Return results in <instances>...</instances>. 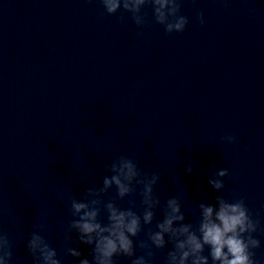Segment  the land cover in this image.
I'll list each match as a JSON object with an SVG mask.
<instances>
[{
    "label": "clouds",
    "instance_id": "9594fccd",
    "mask_svg": "<svg viewBox=\"0 0 264 264\" xmlns=\"http://www.w3.org/2000/svg\"><path fill=\"white\" fill-rule=\"evenodd\" d=\"M89 2L100 5L99 20L117 16L125 22L130 18L140 30L137 36H143V30L153 24L161 26L165 35L183 33L190 22L182 13L185 0ZM217 2L227 8L231 0ZM255 12V8L249 9L250 15ZM196 20L200 27L205 25L202 10L197 11ZM237 141L233 133L220 137L222 144ZM104 169L107 174L99 183L89 184L79 195L66 193L72 218L63 231L64 255L74 258L73 264H119L121 259L129 264H157L158 254H163L162 264H259L256 250L261 248V239L257 234L264 235V226L245 197L228 199L218 194L214 203L202 198L196 204L198 218L190 221L182 195L162 198L159 194V167L145 170L136 159L119 154L106 162ZM184 171L192 174L193 165L189 163ZM87 174L93 175V170L87 169ZM229 175L227 168L218 169L213 163L207 183L221 193ZM123 201L127 202L126 207ZM47 231L46 223H37L29 233L26 249L32 264H63L60 253L43 234ZM80 245L90 248V259L83 256ZM0 264H17L14 243L2 223Z\"/></svg>",
    "mask_w": 264,
    "mask_h": 264
}]
</instances>
